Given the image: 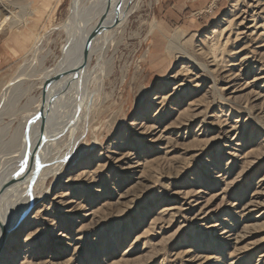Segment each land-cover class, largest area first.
Returning <instances> with one entry per match:
<instances>
[{
	"label": "rangeland",
	"instance_id": "374dc122",
	"mask_svg": "<svg viewBox=\"0 0 264 264\" xmlns=\"http://www.w3.org/2000/svg\"><path fill=\"white\" fill-rule=\"evenodd\" d=\"M16 2L31 14L14 27L0 11V97L39 42L46 68L62 59L56 27L70 0ZM231 11L237 26L224 46L228 31L221 43L210 31ZM121 13L70 157L80 165L46 179L47 198L9 237L4 264H264V0H130ZM170 40L195 59L186 74L176 76L187 64ZM43 85L0 102V153Z\"/></svg>",
	"mask_w": 264,
	"mask_h": 264
},
{
	"label": "bare ground",
	"instance_id": "6f19581e",
	"mask_svg": "<svg viewBox=\"0 0 264 264\" xmlns=\"http://www.w3.org/2000/svg\"><path fill=\"white\" fill-rule=\"evenodd\" d=\"M74 1H76V5L75 7L73 5L70 7L71 16L56 27V30L61 31L65 36L61 52V56L64 55V59L60 60L54 67L46 68L45 61L48 59L49 52L42 53L44 49L42 47L43 42H39L40 39H38L37 41L39 43L34 47V51L30 53V58L20 65L15 77L10 80L0 97V102L3 103L4 101H8L7 99L10 94L17 91L22 85L32 89L36 84L45 83L56 72L58 74L63 73L62 77L51 88L56 94L48 105L44 145L37 150L36 159L40 163L38 175H34L35 163H33L32 158H27V155L40 134L38 113L43 101L35 102V108L29 111L28 116H22L20 121L18 120L19 130L11 138L13 147L4 153H0V155H3L0 156V159L2 157L3 159H8V161L3 160V162L5 161L3 164L0 163V187H2L0 189V246L3 238L1 227L8 233L5 244L0 248V264L5 263L3 260L9 237L12 234L16 235L15 233L17 231H21L25 227L26 214L30 210L36 209L40 205L39 203L47 198L48 190L44 187L46 179L48 180V178L52 177L53 179H57L58 182V179L65 172L62 169L67 167V165L68 167L71 165H80L77 160H74L75 158L70 160V157L73 155V151L80 146L81 140L88 130L86 128L89 125L92 115L91 112L95 109V104L98 99L96 94L101 91V82L109 72L106 53L113 46L114 39L129 14L126 13L123 15L121 12L130 0H122L119 8L120 19H118L117 23L113 22L115 15L114 5L107 6V0ZM237 4V1L234 2L233 7L235 8ZM73 10L77 12L76 23H74ZM0 11L7 14L14 27L27 25L28 17L31 14L28 3L23 2V4H20L19 2L17 4L16 0H0ZM237 14L235 11H231L230 15H228V20L223 19L222 23H219L210 31L211 37L219 41V39L225 38L224 36L228 31L224 39L225 41L223 40L224 44H222L225 46L226 43H229L232 26L234 28L237 26V22H233ZM101 20L106 29L100 35L94 37L93 40H89L85 67L80 71L79 76L74 80L75 82L69 80L70 78L73 79L74 73L72 71L78 70L81 63V51L85 42L84 40L90 38V35L97 28ZM234 35L235 37L237 36L236 34ZM216 39L215 41H217ZM68 41H70V46L66 47ZM167 50L173 55L177 54L179 59H182L187 64L180 66L181 68L176 76L185 73L190 68L189 63H195V59L176 40L169 41ZM211 51L213 52L214 49L211 48ZM93 56H96V64H94L95 66L91 70L90 62ZM199 66L205 68L202 64H199ZM24 92L26 93V91ZM23 93L22 95H24ZM154 97L155 100H164L166 98L160 94H156ZM17 98L19 99L18 95ZM12 107H8L11 113ZM142 112V115L148 113L147 109ZM3 114L6 115V113ZM3 116H0V122ZM28 125H31L28 131L23 130V127ZM6 132V129L0 128V144ZM59 172L62 175L58 177ZM198 193L194 195H199ZM188 194L193 195L189 192L186 195ZM38 213L39 210L37 211ZM26 246L28 245L25 244Z\"/></svg>",
	"mask_w": 264,
	"mask_h": 264
},
{
	"label": "water",
	"instance_id": "95a60500",
	"mask_svg": "<svg viewBox=\"0 0 264 264\" xmlns=\"http://www.w3.org/2000/svg\"><path fill=\"white\" fill-rule=\"evenodd\" d=\"M122 0H107V6L110 5H114V23H117L118 19H120L119 17V8L121 6ZM73 5V7H75L76 5V1L74 0H70V4H69V14L67 16V19L71 16V12H70V7ZM74 12V23H76L77 21V12H75V10H73ZM104 23L102 22V20L98 23L97 28L94 29V31L92 32V34L90 35V38H86L82 47V51H81V56H82V60L81 63L78 67V70L76 71H72V73H74L73 75V79H69V80H75L78 76L80 71H82V69L85 67L86 64V60H87V51H88V47H89V40H93L94 37L100 35L101 32H103L106 28L103 25ZM117 26V25H116ZM70 46V41H68V43L66 44V47ZM62 59H64V55H62L61 57ZM61 59V60H62ZM62 74H58L57 72L55 73V75L51 78L48 79L45 83H44V87L42 89V93H41V100L43 101L41 108L39 110V130H40V134L36 140V142L34 143L33 148L30 150V152L27 155V158H32L33 159V163H35V170H34V175H38V171L40 169V163L38 162V160L36 159L37 157V150L39 148H41L44 144L45 141V129H46V117H47V113H48V105L50 104L51 100L53 99L54 95L56 94L53 90L50 91V95L48 94V91L51 87H54V84L62 77ZM66 74V73H65ZM75 82V81H74ZM66 84V83H65ZM0 189H2V187H0ZM1 233H3V238H2V243L0 248L3 247V245L6 242V238H7V234L6 231L4 230V228L1 227Z\"/></svg>",
	"mask_w": 264,
	"mask_h": 264
}]
</instances>
